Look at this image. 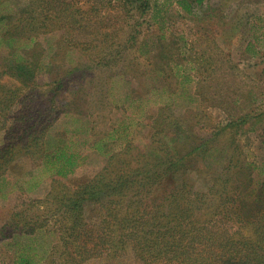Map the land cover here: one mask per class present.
<instances>
[{
	"label": "rangeland",
	"instance_id": "obj_1",
	"mask_svg": "<svg viewBox=\"0 0 264 264\" xmlns=\"http://www.w3.org/2000/svg\"><path fill=\"white\" fill-rule=\"evenodd\" d=\"M1 1H7V4L0 9V15L8 17V22L0 25L1 32L15 30L14 26H17L22 34H35L38 38L32 46L39 52L41 46L47 58L53 61L47 72L38 75L39 86L64 77L77 66L85 69L75 73L74 78L71 76V79H82L73 83V92L59 93L56 103L49 101V107L56 112H82V122L90 115L92 127L101 137L114 126L130 124L133 138L142 149L154 135L152 128L158 116L167 112L173 120L169 125L172 130L167 134L180 156L202 142L220 146L234 141L255 166V182L264 180V0H201L199 4L197 0H188L194 2L191 15L179 7L181 0ZM60 16L67 17L69 34L64 33L68 27L57 29L61 26L56 20ZM104 30L111 40L102 45L112 43L114 48L129 47L124 51L125 56L114 60L106 71L91 68L93 59L89 58L100 44L97 32ZM68 48L74 50L66 53ZM47 58L45 62L48 63ZM43 59L39 55L33 60L38 64ZM6 61L0 59V72L2 64L8 63ZM149 65L161 73L156 80L142 76V68ZM127 67V77L115 80L111 106L104 97L107 90L101 81L104 83L110 72ZM9 82L13 90L17 82L14 79ZM181 82L182 86L179 85ZM148 91V100L141 104L144 114L141 116L139 110L134 112L127 106V95L141 98ZM19 93L21 98L14 100L12 114H23L25 107L33 105L40 108V89L35 93L26 88ZM46 93L43 92L44 99L51 98L52 93ZM174 120H186L183 124L187 125L182 124L179 130ZM24 122L15 121L13 117L9 121L0 119V144L4 139V127L15 123L22 126ZM64 122L71 123L73 128L81 125L71 118ZM61 124L60 118L56 121L58 129L65 128L66 125ZM230 149L232 151L234 145ZM86 155L85 164L67 178H40L35 171L39 163L36 158L25 157L12 166L10 179L17 185L9 199L0 204V264H13L28 242L22 235L16 237L18 244H13L18 222L20 227L28 222L27 216L20 213L31 206V218L40 224V214L44 210L40 209L41 199L53 190L57 193L72 191L77 185L90 181L107 164V158L97 151H86ZM190 158L195 160L179 166L158 186L154 193L156 198L172 194L184 180L195 184L196 190L206 189L211 176L220 171L226 161V155L218 152L206 160L197 153L188 155L187 159ZM31 174L38 175L35 178L37 181L39 178L41 184L26 192L27 181L33 177ZM34 238L36 248L32 255H37L36 260L40 262V254H43L40 248L48 244L46 240L40 245V231L35 232ZM50 241L57 242L55 237ZM60 256V252L51 254V264H61L69 258ZM112 257L103 255L84 264H136L131 251Z\"/></svg>",
	"mask_w": 264,
	"mask_h": 264
},
{
	"label": "trees",
	"instance_id": "obj_2",
	"mask_svg": "<svg viewBox=\"0 0 264 264\" xmlns=\"http://www.w3.org/2000/svg\"><path fill=\"white\" fill-rule=\"evenodd\" d=\"M200 2L196 1L197 4ZM6 4L7 1H1L0 9ZM178 5L187 14H193L194 2L181 0ZM56 20L61 24L57 29L68 27L67 17L60 16ZM7 22L8 17L0 15V25ZM14 27L15 30H0V59L8 62L2 64L0 72V119L9 121L13 117L15 121L25 122L22 126L15 123L2 129L0 204L8 200L16 188L17 182L10 179V170L22 158L39 160L35 171L40 178L73 175L85 164L86 151H97L107 158V164L90 181L77 185L72 191L65 189L57 193L53 190L41 199L40 209L44 210L40 214V224L31 218V206L20 213L27 216L28 222H24L22 227L18 222L13 244L17 245L16 237L22 235L28 242L13 264H51L50 256L57 252L61 258L69 256L61 264H84L103 255L113 258V255L118 257L129 251L133 252L136 264H264V180L255 182V166L238 144L228 141L214 146L202 142L180 156L167 134L172 130L169 125L173 121L167 112L158 116L152 128L154 135L144 149L133 138L130 124L114 126L103 137L97 135L90 115L82 122V112H56L48 105L49 101L56 103L59 93L73 92V83L82 79H71V76L74 78L75 73L85 69L77 66L64 77L39 86L38 75L47 72L53 61L47 58L41 46L40 52L32 46L38 38L35 34H22L19 27ZM69 31L68 27L64 33L69 34ZM97 36L100 44L95 45L96 52L89 54L94 64L91 68H104L106 71L114 60L125 56L124 51L129 47L119 49L112 43L102 45L111 40L106 30L97 32ZM68 49L66 53L74 50ZM39 55L45 59L36 64L33 59ZM128 67L110 72L106 81H101L107 90L104 97L111 106L115 80L127 77ZM142 70L146 79L156 80L161 74L150 65ZM8 77L17 82L13 90ZM179 85L182 86L183 82ZM26 88L35 93L40 89V108L33 105L25 107L23 114H12L14 100L20 99L19 92ZM44 91L52 93L51 98L44 99ZM149 95V91L141 98L127 95V106L134 112L139 110V115L143 116L141 104L148 100ZM60 118L61 125H66L63 129L56 125ZM68 118L81 125L73 128L71 123L64 122ZM176 122L179 130L187 125L183 124L186 120ZM231 145H234L232 151ZM215 152L225 154L226 161L222 169L211 176L206 189L196 190L195 184L184 180L172 194L156 198L154 193L163 181L179 166L195 160L187 159L188 155L197 153L206 160ZM37 176L27 181L26 192L39 187L41 180L38 178L37 181ZM38 231L40 245L46 240L48 244L40 248V253H43L40 254V262L36 260L37 255H32L36 248L34 236ZM52 237L56 238V244L52 242L54 240L50 241Z\"/></svg>",
	"mask_w": 264,
	"mask_h": 264
}]
</instances>
